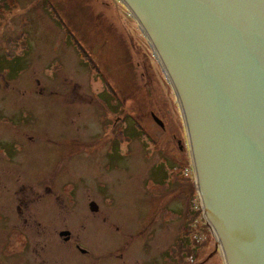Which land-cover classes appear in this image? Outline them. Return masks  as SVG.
Returning <instances> with one entry per match:
<instances>
[{"label": "rangeland", "instance_id": "obj_1", "mask_svg": "<svg viewBox=\"0 0 264 264\" xmlns=\"http://www.w3.org/2000/svg\"><path fill=\"white\" fill-rule=\"evenodd\" d=\"M81 41L94 72L79 58ZM104 78L131 100L122 107L125 96ZM184 127L159 58L121 0H0V158L12 170L7 184L35 190L15 220L30 242L0 236V264H225ZM46 180L61 193L50 206Z\"/></svg>", "mask_w": 264, "mask_h": 264}, {"label": "water", "instance_id": "obj_2", "mask_svg": "<svg viewBox=\"0 0 264 264\" xmlns=\"http://www.w3.org/2000/svg\"><path fill=\"white\" fill-rule=\"evenodd\" d=\"M121 1L164 67L225 264H264V0Z\"/></svg>", "mask_w": 264, "mask_h": 264}, {"label": "flooded vegetation", "instance_id": "obj_3", "mask_svg": "<svg viewBox=\"0 0 264 264\" xmlns=\"http://www.w3.org/2000/svg\"><path fill=\"white\" fill-rule=\"evenodd\" d=\"M58 90L60 89L58 88ZM57 92L61 94V92L63 91H57ZM120 119L122 120V118ZM112 124L117 126L115 124V121H113ZM9 165L10 163L8 162V160H6L5 158H0V177H2V174L4 177L3 180L0 179V184L2 182H5L4 184L0 185V229L2 230V234H0V236L6 237V240H9V243L14 239L13 238L14 236H19V235L24 237L26 241L28 240L30 242L28 235L24 231L18 230L15 224V220H16V215L18 212L22 215L23 207H25L26 209L29 208L30 204L33 202V196H34L35 190L32 187L29 188V186H24V187H21L19 190L18 189L16 190V187L15 185H13L11 179L9 181V184H7L9 177L5 175V173H7V168L9 167ZM10 171L12 170L8 168V172ZM40 184H41V188H42L43 196H44L43 203H46L47 205L50 206V202L52 199L51 195L60 199L59 196H61V193L52 190L47 180L40 182ZM77 190H78V187L73 192V201L78 203L79 193H77ZM18 193H20V195H18ZM47 194H49V196ZM18 196H20V198H18ZM18 202L19 204H17ZM93 202L95 201L92 200L90 201V203L88 202V204L91 205ZM30 213L31 212L29 211L26 221H28V218L30 217ZM63 232H69L68 236L63 237L64 240L66 242L72 241L71 232L69 230H63L60 232L59 236H61ZM75 246H76L77 252L87 254V255L91 254L90 252L91 250L83 246L82 244L76 243Z\"/></svg>", "mask_w": 264, "mask_h": 264}, {"label": "trees", "instance_id": "obj_4", "mask_svg": "<svg viewBox=\"0 0 264 264\" xmlns=\"http://www.w3.org/2000/svg\"><path fill=\"white\" fill-rule=\"evenodd\" d=\"M48 1H52V0H48ZM81 43H82V41H81ZM78 47H79V49L77 50V46L75 47L76 48V50H77V52H78V54H79V58H81L83 61H87V62H89V63H91V71L92 72H94V70H96L97 69V67H96V61H95V57L93 56V58H91V56H90V54L86 51L87 50V48H86V46L82 43V44H80L79 43V45H78ZM89 48V47H88ZM94 55V54H93ZM138 65L141 67V65H140V61H138ZM94 70H93V69ZM96 72V71H95ZM96 73H98V72H96ZM100 73H102V71L100 70V72H99V74H98V76H101L102 74H100ZM97 75V74H96ZM142 76H143V74H142ZM144 77V76H143ZM104 81H105V83H107V84H109V85H111V87L113 88V89H110L112 92H114V94H117V95H119V96H121L120 98H122V96H125V99L124 100H121L120 101V105L123 107L124 105H125V103L127 102L126 100H131L130 98H129V94L127 93V92H120V91H118V92H116L115 91V87L110 83V81L109 80H107L106 78H104ZM124 93V94H123ZM125 93H127L128 94V97H127V95H125ZM141 124V121L139 120V119H137V118H135V125H137V126H139L140 128H142V130H143V127L140 125ZM143 124V123H142ZM111 130L114 128V129H116L117 128V126H115L114 124H111ZM145 131V130H144ZM153 140V142H154V144H157L156 142L157 141H155L154 139H152ZM179 152H180V150H178ZM170 155L172 156V154L170 153ZM175 155V154H174ZM164 157H170L169 156V154L167 153V152H165L164 153ZM172 157H174V158H172ZM172 157H170V159H172V163H174V162H176V158L177 157H175V156H172ZM168 159V158H167ZM170 159H168L167 161H170ZM177 159H179V158H177ZM180 162L182 161L181 159L179 160ZM174 168V167H173ZM172 168V169H173ZM174 170V169H173ZM172 174H173V171H172ZM166 175V177H164V179H167V173L165 174ZM174 175H176L177 176V174H174ZM169 178V177H168ZM182 245V244H181ZM176 249V248H175Z\"/></svg>", "mask_w": 264, "mask_h": 264}]
</instances>
